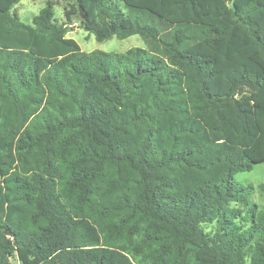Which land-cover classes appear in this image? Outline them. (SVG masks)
Instances as JSON below:
<instances>
[{"label":"trees","instance_id":"trees-1","mask_svg":"<svg viewBox=\"0 0 264 264\" xmlns=\"http://www.w3.org/2000/svg\"><path fill=\"white\" fill-rule=\"evenodd\" d=\"M20 1L0 0V264H264V182L235 180L264 163V0H46L32 24ZM75 21L147 46L84 51Z\"/></svg>","mask_w":264,"mask_h":264},{"label":"rangeland","instance_id":"rangeland-1","mask_svg":"<svg viewBox=\"0 0 264 264\" xmlns=\"http://www.w3.org/2000/svg\"><path fill=\"white\" fill-rule=\"evenodd\" d=\"M46 5V0H21L16 6L20 20L26 24H32L33 18L37 15L41 8ZM14 11V10H13ZM55 17L59 22L65 20L63 3L55 4L54 6ZM68 37L74 38L84 51H92L100 49L108 52H124L132 47H146V41L140 35H132L128 38L120 39L116 36L99 42L95 35L82 29L76 21L69 25ZM235 180L244 184H254L258 186L264 182V163H258L253 170L238 172L235 175ZM254 201L264 203V198L260 193L256 192L253 196Z\"/></svg>","mask_w":264,"mask_h":264},{"label":"built area","instance_id":"built-area-1","mask_svg":"<svg viewBox=\"0 0 264 264\" xmlns=\"http://www.w3.org/2000/svg\"><path fill=\"white\" fill-rule=\"evenodd\" d=\"M14 264H22L20 260H16Z\"/></svg>","mask_w":264,"mask_h":264},{"label":"water","instance_id":"water-1","mask_svg":"<svg viewBox=\"0 0 264 264\" xmlns=\"http://www.w3.org/2000/svg\"><path fill=\"white\" fill-rule=\"evenodd\" d=\"M86 17H87V14L84 15V18H86Z\"/></svg>","mask_w":264,"mask_h":264}]
</instances>
